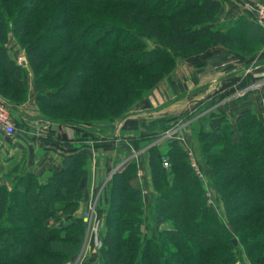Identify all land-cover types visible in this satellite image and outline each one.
<instances>
[{"label":"trees","instance_id":"obj_1","mask_svg":"<svg viewBox=\"0 0 264 264\" xmlns=\"http://www.w3.org/2000/svg\"><path fill=\"white\" fill-rule=\"evenodd\" d=\"M168 6L180 9L164 17ZM221 7L219 0H0V96L17 112L32 85L49 122L112 123L171 78L177 57L212 45L237 52L264 45V29L244 17L245 34L215 28ZM182 23L189 26L185 34ZM12 40L24 66L8 49ZM207 122L200 116L192 124L205 180L176 140L163 144L165 152L148 148L156 197L146 208L139 162L130 158L115 170L105 185L106 235L95 264H264V123L253 110L233 122L222 118L216 128L207 129ZM242 128L251 148L228 160L242 147ZM210 139L211 152L204 144ZM89 158L86 150L65 157L43 181L31 169L19 171L20 163L0 178V264H68L80 254L88 222L75 212L86 193ZM207 188L219 196L224 218L210 206ZM45 195L37 206L35 198ZM17 231L13 246L10 234Z\"/></svg>","mask_w":264,"mask_h":264},{"label":"crops","instance_id":"obj_2","mask_svg":"<svg viewBox=\"0 0 264 264\" xmlns=\"http://www.w3.org/2000/svg\"><path fill=\"white\" fill-rule=\"evenodd\" d=\"M230 3L231 8L217 17L215 25H219L218 28L221 29L234 26L236 30L241 29L243 34L249 26L239 19H251L249 13L253 11L251 5L255 1L245 0L244 6L240 5L241 0H232ZM243 7V10H247L243 11ZM8 49L16 62L21 64L25 61L13 40ZM176 60L175 72L171 78L155 87L152 94L144 96L139 107L140 116L128 117L124 127L117 132L124 138L123 141L127 140L124 146L114 149L107 147V143L103 145L102 138L111 137L101 131L99 124L96 127L87 123L62 125L43 120L41 114L30 117L32 109L33 112L37 111L33 105L35 93L31 85L29 99L18 107L17 112H12L16 132L12 136H6L0 130V157L8 155L12 161L20 163L21 168L31 169L38 179L43 181L62 166L65 157L88 151L90 158L86 162V193L75 213L76 217L84 218L95 190L104 189L107 175L117 164L116 160H122L127 151L132 149L148 150L154 145L155 136L167 130L173 123L181 121L180 116L183 113L188 112L193 116L190 125L200 116H209L207 129L218 127L222 118L227 117L233 122L241 111L249 110L255 111L264 123V45L259 51L248 56L218 45L196 56ZM28 79L31 82L33 80L31 75ZM183 129L179 132V137L172 140H176L186 150L193 149L188 147L195 143L191 136L193 131L191 132L189 127ZM188 132H191V137ZM164 143L156 144L162 148V152L166 151ZM136 160L143 165L144 189L147 190V200H150L147 203L145 199V204H153L156 196L152 188L148 156L139 154ZM104 196L102 195V198ZM105 207L106 205L101 208L102 215ZM88 254L89 252L84 259L88 258L87 263L95 264V259Z\"/></svg>","mask_w":264,"mask_h":264},{"label":"rangeland","instance_id":"obj_3","mask_svg":"<svg viewBox=\"0 0 264 264\" xmlns=\"http://www.w3.org/2000/svg\"><path fill=\"white\" fill-rule=\"evenodd\" d=\"M219 1H221V3H222V7H221V9L219 10V13H218V17H219V15L220 14H223V12L224 11H226L227 12V10L228 9H230L231 7H230V2L232 1V0H219ZM252 1H255V3L254 4H252L251 6H253V8L254 9H259V7L260 8H264V6L262 5V3L260 2V1H258V0H252ZM244 2H245V0H241V3H240V5L241 6H244ZM253 3V2H252ZM247 4H248V2H247ZM253 8H252V10H253ZM176 9H180V7L179 6H176ZM175 8L173 9L172 8V6H168V7H165V9L163 10V13H162V16H164V17H166V16H168V17H171L172 16V14H173V12L176 10ZM244 9V7L242 8V10ZM159 10V9H158ZM247 10V9H246ZM246 10H243V11H246ZM250 10H251V8H250ZM196 12V10H192V14H194ZM248 12V11H247ZM249 13V12H248ZM250 15H251V19H249L251 22L252 21H255L254 20V14H253V11H251L250 13H249ZM221 16V15H220ZM219 26V25H218ZM218 26L217 25H215V28H218ZM187 30H189V26H187V23H182L181 25H180V31H182V33H187L188 31ZM243 34H245V31H244V33ZM199 45V44H198ZM218 46V45H217ZM199 47H203L202 45H199ZM212 47H215V45H212V46H210L209 47V49H207V50H205L204 52H206V51H208V50H210V48H212ZM263 47V45L262 46H260V45H258L257 43L256 44H252V46H248V47H243V49H241V53L242 54H244V55H253V53H255V52H257V51H259L261 48ZM181 57H183V56H181ZM181 57H177V58H181ZM176 58V59H177ZM183 58H188V57H183ZM175 59V60H176ZM177 61V60H176ZM175 68H176V63H175ZM56 69V67L53 69V70H55ZM175 72V69H174V71L171 73V76L173 75V73ZM159 79V78H158ZM157 79V80H158ZM169 79V78H168ZM168 79H165V80H168ZM164 81V80H163ZM162 81V82H163ZM161 83H159L157 86H159ZM156 86V87H157ZM154 91V90H153ZM152 91V92H153ZM152 92L151 93H145L144 95H143V97H142V99H141V101L144 99V96H146V95H149V94H152ZM69 94V93H68ZM34 98H35V96H34ZM141 103V102H140ZM36 108H37V111H35L34 110V112H33V109H32V114H30L31 116L30 117H35V116H33V115H40L41 114V110L39 109V107L37 106V104H36V102L34 101V104H33ZM141 105V104H140ZM140 107V106H139ZM139 107L138 108H136V109H131V110H129L125 115H124V117H122V118H120V119H118V120H116V121H114V122H112V123H109V122H106V121H101L100 123H98L99 125H100V128H101V131L102 132H105V133H108V137L110 138V139H105V138H102V143H103V145H106V144H104V143H107L108 145H107V147H109V148H111V147H113L114 149H117V147H120V146H124L125 144H127L126 143V141L127 140H125V141H123L124 140V138H122L121 136H119L118 135V131H119V129L120 128H123L124 127V122H126V120L127 119H129L128 117H139L140 116V114H141V112H139ZM13 110L12 111H9V114H10V117H11V121H12V115H13ZM50 113H52V112H50ZM27 114V113H26ZM56 113L54 112L52 115H55ZM42 115V114H41ZM204 116V115H203ZM181 117V121H178V122H175V123H173L172 124V126L171 127H169L167 130H164L162 133H160V134H158V135H156L155 136V140H154V145H152V146H155L156 144L157 145H160L161 143H164V142H168V141H170V140H172V139H176V138H178L179 137V132L181 131V130H184L183 128H190V131L192 132L193 131V134L191 133V132H188V135H189V137H191L192 136V138H193V141H196V138H195V132H194V126L193 125H190V119L191 118H193V116H191V114H189L188 112L187 113H183V115H181L180 116ZM204 117H208L209 118V116H204ZM260 119L262 120V118L260 117ZM43 120H45V118H43ZM197 119H195V120H193V122H192V124L196 121ZM39 124V123H38ZM184 124V126H182ZM90 125V124H89ZM220 126V125H219ZM14 127H15V125H14ZM15 130H16V127H15ZM171 131V132H170ZM167 132H170L169 134L170 135H167L166 133ZM242 132H243V139L241 140V143H242V147L241 148H239V149H236V150H232V152L228 155V157H227V159L228 160H234V158L238 155V153L237 152H239V153H242V152H244V151H247L248 149H250L251 148V144L248 142L249 141V139H248V134H249V131L248 130H245L244 128H242ZM190 133H191V136H190ZM112 135V136H111ZM167 135V136H166ZM195 139V140H194ZM191 141V140H190ZM5 143H7L8 145H12L10 142H8V141H5ZM165 144V143H164ZM204 144H208V146L209 147H206V149L208 150V151H213V148H214V146H215V144H214V139L212 140V139H210V140H207V141H204ZM192 145V146H191ZM191 145H189L188 147H191V148H193V149H189V151L190 152H192V154H193V157L192 158H194V162H195V164H196V166H197V169H199V171L201 172V173H203V174H205L204 172H207V168L206 167H203L201 164H200V162H199V159H198V156H196L197 154L195 153V150H196V148H197V145H195V143L193 144H191ZM151 146V147H152ZM127 148H130V147H127ZM188 151V150H187ZM139 154L141 155V154H145V156H148L149 155V153H148V150H142V151H134L133 149L132 150H129V151H127V153H126V155L123 157V159L121 160V159H118V160H116V162H117V164H115V166H114V168L109 172V174L107 175L108 176V178H107V182L111 179V177H112V175H111V173L112 172H114V170L116 169V168H120L121 166H123L126 162H128V159H130V158H135V160H136V158H137V156H139ZM1 156V155H0ZM163 159H166L165 158V156H163ZM226 159V160H227ZM13 159L12 158H10L8 155H2V157L0 158V172H1V174H0V178L3 176V175H5V174H7L8 173V171L9 170H11V168L17 163V162H15V161H12ZM167 160V159H166ZM119 161V162H118ZM140 164V163H139ZM142 168H143V165L142 164H140L139 165V170L140 171H138V173H137V175H138V177H139V179H140V184L142 185V187H144V185H145V181H143V177H142ZM25 169H23V168H21L20 167V169H19V171H21V172H23ZM221 173L222 174H224V172H222L221 171ZM205 176V175H204ZM141 177H142V180H141ZM205 178H206V176H205ZM202 179H203V177H202ZM106 182V183H107ZM105 183V184H106ZM144 183V184H143ZM7 184H11V182H8ZM104 188V189H103ZM103 192L101 191V188H100V190H95V192L96 193H94V196H93V198H91V200H90V202H89V204H88V208L86 209V211H87V214H86V217L85 218H81V219H83L84 221H87V218L89 219V220H91V218L93 219V221H92V226L91 227H88L87 226V229H86V232H85V234H86V236H85V239H84V243H83V246L81 247V249H82V251L80 252V255H78L76 258H74L70 263H68V264H83V263H86V264H88L87 263V261H86V259H88V258H86V259H84V257H85V255H86V253L87 252H89V254L88 255H90L91 256V258H93V260L95 259V262H96V259H97V253H98V251H99V249L98 248H96L95 247V245H94V237H95V234L93 233L94 232V229L96 228V227H94L96 224H98L99 225V227L97 228V231H96V234H97V237H98V240L99 241H101V246H102V240H103V238L105 237V231H106V226H105V217L102 215V213H101V208L103 207V206H107V199H106V194H105V185L103 186ZM55 189H52V191H51V193L54 191ZM144 193H143V203L145 204V199H146V201H147V203L150 201V200H147V198H148V194H147V190H145L144 189V191H143ZM145 194V195H144ZM154 194H155V196H156V193L154 192ZM102 195H105L104 196V198H102ZM144 196H145V198H144ZM46 197V195L43 197V198H41L40 196H38V197H36L35 198V204L37 205V206H40L41 205V203L43 202V200H44V198ZM207 197L209 198V202H210V206L213 208V210L217 213H219L220 215H222L223 214V212H224V209H223V206H222V203H221V201H220V198H219V196L212 190V189H210V188H207ZM101 200H103V202H101ZM33 201V200H32ZM31 201V202H32ZM154 201V200H153ZM211 201H213L214 202V204L211 202ZM81 202V201H80ZM79 202V203H80ZM78 206H79V204H78ZM147 206H149V205H146L145 204V207L144 208H146ZM80 207V206H79ZM145 210V209H144ZM78 211V210H77ZM76 211V212H77ZM24 212V209L23 210H21V213H23ZM75 212V213H76ZM86 213V212H85ZM93 213V214H92ZM217 213V214H218ZM89 214H91V215H89ZM144 218H145V222H150V218L148 217V215H147V213L146 214H144ZM224 215H222V217H223ZM79 218V217H78ZM224 218V217H223ZM97 220H98V222H97ZM101 223V224H100ZM251 223H253V221H251ZM166 227V225H164V224H160V227L158 228L159 230H162V229H164ZM88 228H90V233L88 234L87 233V230H88ZM20 236V234H19V232L17 231L16 233H12L11 232V234H10V237H11V242H12V245L14 246H16V245H18L19 244V242H18V239H16L17 237H19ZM235 239V238H234ZM236 240V239H235ZM100 249H101V247H100ZM5 249H3V251H4ZM4 252H6V251H4ZM16 257L17 256H20V257H22L23 255H24V252L22 253V252H16ZM89 264H91V263H89Z\"/></svg>","mask_w":264,"mask_h":264},{"label":"built area","instance_id":"obj_4","mask_svg":"<svg viewBox=\"0 0 264 264\" xmlns=\"http://www.w3.org/2000/svg\"><path fill=\"white\" fill-rule=\"evenodd\" d=\"M253 14H254V20H255V22L261 28L264 29V8L263 7L262 8L259 7V9H254L253 8ZM0 130H2L3 133H4V135H6V136H12V134L15 132L14 122L11 121V117H10V114H9V109L7 108V105H6L5 100L1 96H0ZM170 132H167L166 134L167 135H170L169 134ZM187 152H188V156H189L190 163H191V167H192L193 171L196 173V175L199 178H202L203 177V180H205V176L206 175L203 174V173H201L199 171V169H197V166H196V164L194 162V158H192L193 157L192 152H190L189 150ZM161 160H162V163H163L164 168H168L169 167L168 160L163 159V158ZM89 215H91V214H89ZM85 217H86V215H85ZM89 219L87 218V221L86 222H88V227H91L92 226L93 219L92 218H91V220H89ZM97 222H98V220H97ZM94 227H96L94 229V232H93L95 234V237H94V245H95L96 248L100 249V247H101V241L98 240V237H97V234H96V231H97V228L99 227V225L96 224ZM89 230H90V228H88V230H87V233L88 234L90 233ZM83 264H86V263H83Z\"/></svg>","mask_w":264,"mask_h":264},{"label":"water","instance_id":"obj_5","mask_svg":"<svg viewBox=\"0 0 264 264\" xmlns=\"http://www.w3.org/2000/svg\"><path fill=\"white\" fill-rule=\"evenodd\" d=\"M24 64H25V61L21 62V65L24 66ZM116 169H117V168H116ZM116 169H115V170H116ZM115 170H114V172H115ZM114 172H112L111 175H113ZM232 242H233V244H235V243H236V240H235V239H232ZM81 251H82V250H81ZM79 255H80V254H79Z\"/></svg>","mask_w":264,"mask_h":264}]
</instances>
